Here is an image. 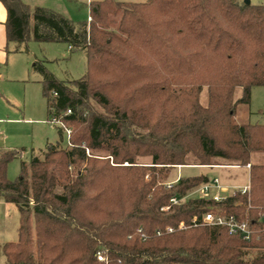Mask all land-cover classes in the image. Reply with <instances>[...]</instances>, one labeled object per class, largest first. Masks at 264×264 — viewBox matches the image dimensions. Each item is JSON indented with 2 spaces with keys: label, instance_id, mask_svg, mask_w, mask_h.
Returning a JSON list of instances; mask_svg holds the SVG:
<instances>
[{
  "label": "trees",
  "instance_id": "trees-1",
  "mask_svg": "<svg viewBox=\"0 0 264 264\" xmlns=\"http://www.w3.org/2000/svg\"><path fill=\"white\" fill-rule=\"evenodd\" d=\"M0 1L16 50L31 35L87 57L86 73L73 80L33 64L48 113L63 123L60 137L74 128L65 146L50 143L22 161L14 180L7 166L17 151H0V197L20 212L18 240L0 242L7 264H264V162L253 161L264 154V123L235 118L252 87L264 85V3L92 0L90 19L75 23L25 0ZM218 159L250 164L248 192L170 202L210 178L166 181L170 167ZM206 212L245 220L252 236L194 225Z\"/></svg>",
  "mask_w": 264,
  "mask_h": 264
},
{
  "label": "rangeland",
  "instance_id": "rangeland-1",
  "mask_svg": "<svg viewBox=\"0 0 264 264\" xmlns=\"http://www.w3.org/2000/svg\"><path fill=\"white\" fill-rule=\"evenodd\" d=\"M90 1L28 0L32 9L43 6L65 14L75 23L90 19ZM119 1L144 2L146 0ZM251 3H264V0H251ZM3 16L6 18V7L0 1V20L4 19ZM1 30L0 151H17V156L12 158L7 166V176L14 180L21 174L22 161L29 164L32 156H42L50 143L54 144L60 140L65 146L68 139L65 132L63 137H60L58 133L60 124L55 122L48 113L40 81L41 74L34 70L33 64L37 60L43 61L48 70L59 79L73 80L81 78L86 73L87 57L83 49L71 48L66 42L36 41L31 35L27 44H23L21 50H16V44L8 41L5 28V33ZM240 95L241 88L238 87L235 99ZM200 99L203 104L207 103L208 89L206 86L203 87ZM91 104L93 108L102 110L95 101L91 100ZM235 118L239 123H264V85L252 87L250 103H239ZM68 127L74 128L73 125ZM87 152L95 155V150ZM96 154L104 155L105 152L98 151ZM254 160L264 162V154L253 155ZM139 161L147 163L151 161V157L143 156L139 158ZM188 162L192 163L195 160L190 156ZM215 162L217 164L214 165L185 164L170 167L166 181H176L181 176L206 173L210 178L219 176L227 184L247 185L249 183L247 168L226 167L231 161L224 159H218ZM227 191H232V188H228ZM19 216L18 206L0 197V242L18 240ZM255 252L256 249H253L250 254ZM0 264H7L3 253L0 255Z\"/></svg>",
  "mask_w": 264,
  "mask_h": 264
},
{
  "label": "built area",
  "instance_id": "built-area-1",
  "mask_svg": "<svg viewBox=\"0 0 264 264\" xmlns=\"http://www.w3.org/2000/svg\"><path fill=\"white\" fill-rule=\"evenodd\" d=\"M70 112L71 110L68 109L67 113H70ZM53 120L59 123L60 125L63 124L62 121L57 118H53ZM65 132L67 136H69L71 129L69 127H66ZM246 166L250 168V164H247ZM228 188H232V191L228 192L227 191ZM249 189H250L249 184L243 185V186H235V185L226 186L222 183L219 177L214 176L212 178H209L203 184L196 187L194 190L189 192V194L183 197H178V196L171 197L170 202L173 204L179 203L181 200L186 199L188 196H194V195L204 197V198H212L214 200L220 201V200L227 198L230 194H234L237 190H240L241 193H245V192H248ZM164 208H167V207H163L162 209ZM193 223L194 225L203 224V225L226 226L229 234L241 235L243 239H250L253 233L249 224L245 220H239L234 215L227 216V215H222V214H215L213 212H206L203 214V216L200 219L194 218ZM138 231L141 233L142 239L147 238V235L142 231V228H139ZM167 231H173V227H168ZM156 233L161 234V231L157 230ZM98 258L100 260H103L104 256L101 253H99Z\"/></svg>",
  "mask_w": 264,
  "mask_h": 264
},
{
  "label": "crops",
  "instance_id": "crops-1",
  "mask_svg": "<svg viewBox=\"0 0 264 264\" xmlns=\"http://www.w3.org/2000/svg\"><path fill=\"white\" fill-rule=\"evenodd\" d=\"M92 1V0H91ZM25 2L26 3H28L29 5H30V3L28 2V0H25ZM5 15V14H4ZM1 17H2V12H1ZM4 17V19H2V20H0V29H2L1 31H2V33H5L6 32V19H7V10H6V18H5V16H3ZM90 18V17H89ZM4 20V21H3ZM3 25H4V27H3ZM4 28H5V32H4ZM6 36H7V33H6ZM2 39H0V41H1ZM9 41V40H8ZM15 43V42H14ZM16 44V43H15ZM17 46V45H16ZM226 167H234V168H239V167H245V168H247L248 169V172H249V168L247 167V166H243V165H232V166H226ZM217 177H219V176H217ZM220 178V177H219ZM220 180H221V178H220ZM222 181V180H221ZM228 181V180H227ZM222 183L224 184V185H226V186H231V185H235V186H243V185H239V184H227V183H224L223 181H222ZM249 184V183H248Z\"/></svg>",
  "mask_w": 264,
  "mask_h": 264
},
{
  "label": "water",
  "instance_id": "water-1",
  "mask_svg": "<svg viewBox=\"0 0 264 264\" xmlns=\"http://www.w3.org/2000/svg\"><path fill=\"white\" fill-rule=\"evenodd\" d=\"M244 3L250 4L251 3V0H244Z\"/></svg>",
  "mask_w": 264,
  "mask_h": 264
}]
</instances>
